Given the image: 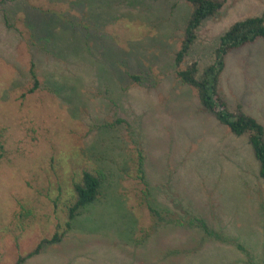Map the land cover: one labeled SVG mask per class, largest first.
<instances>
[{"label":"rangeland","instance_id":"1","mask_svg":"<svg viewBox=\"0 0 264 264\" xmlns=\"http://www.w3.org/2000/svg\"><path fill=\"white\" fill-rule=\"evenodd\" d=\"M192 10L0 0V264L66 228L85 170L102 176L96 201L22 264H264V182L248 138L176 75ZM263 14L264 0H227L183 66L203 71L231 25ZM225 64L221 95L264 125V38ZM149 205L174 221L158 223Z\"/></svg>","mask_w":264,"mask_h":264},{"label":"trees","instance_id":"2","mask_svg":"<svg viewBox=\"0 0 264 264\" xmlns=\"http://www.w3.org/2000/svg\"><path fill=\"white\" fill-rule=\"evenodd\" d=\"M192 6V12L185 28V36L181 49L176 53L177 71L179 80L198 92L200 103L204 110L215 116L218 121L227 126L237 136H247L254 155L259 162L260 177L264 182V125L254 116L246 113L239 105L231 110L227 100L219 91V81L225 69V58L233 50L241 48L246 44L253 43L259 38H264V14L249 16L238 20L220 37L219 44L215 50V60L206 66L203 71L197 61L183 66L186 57L195 44L198 37V30L202 23L210 17L215 16L225 5L227 0H188ZM31 75L35 86L30 90L33 92L38 86L37 74L34 66L31 68ZM138 78L137 76H134ZM142 166V163H140ZM102 176L89 170L83 171L80 180L73 184V199L68 207V220L63 231L59 229L52 238L42 239L35 249L26 255H21L15 264H22L27 258L39 254L46 243L60 242L66 232L72 228V221L76 218L77 212L82 208L94 203L98 198ZM157 222L172 223L174 221L169 215L149 205ZM200 227L206 233L212 234L209 226L199 221Z\"/></svg>","mask_w":264,"mask_h":264}]
</instances>
